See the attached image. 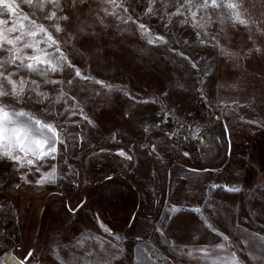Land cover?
I'll list each match as a JSON object with an SVG mask.
<instances>
[{
    "label": "rangeland",
    "instance_id": "rangeland-1",
    "mask_svg": "<svg viewBox=\"0 0 264 264\" xmlns=\"http://www.w3.org/2000/svg\"><path fill=\"white\" fill-rule=\"evenodd\" d=\"M88 2L95 5L100 0ZM128 2L139 17L144 0ZM171 2L174 6L177 0ZM17 4L20 11L15 14L0 5L4 21L0 28H9L16 23L14 16L22 18L23 12H30L25 0ZM239 11L247 25L231 19L223 8L205 28L191 23L162 26L159 15L142 17L150 29L170 34L164 46H147L139 29L125 33L117 31V25L101 31L96 25L98 35L88 44L103 51L94 60L77 55L73 62L85 77L92 75L120 87L105 88L106 96H101L92 91L93 82L82 84L79 92L89 98L64 109L72 112L67 119L76 121L64 123L62 118L58 124L67 147L57 153V159L40 161L43 170L58 165L55 183L35 184L39 173L28 171V166L0 164V264L22 261L33 249L34 255L24 261L30 264L38 257L36 247L68 238L86 226L114 235L105 229L107 225L121 237L131 236L130 216L138 191L158 192L164 188L163 180L176 172L204 176L208 193L215 196L214 191H219L208 211L220 226L239 221L258 232L264 229V124L260 123L264 120V0H241ZM30 15L35 19L38 14ZM185 15L181 12L178 17ZM23 25L29 27L27 19ZM7 35L27 39L19 25ZM40 36L37 32L36 38ZM26 101L33 112L40 107L43 111L35 101L28 97ZM41 118L52 120L53 114ZM18 119L21 124L29 120ZM30 131L38 134L35 128ZM117 148L125 149L131 159L121 156ZM20 171L26 173L27 182ZM113 177L114 185H107L106 178ZM224 184L234 190L226 191ZM109 187L115 191L109 193ZM168 190L166 184L165 193ZM81 200L84 203L76 207ZM152 215L157 218V213Z\"/></svg>",
    "mask_w": 264,
    "mask_h": 264
},
{
    "label": "snow or ice",
    "instance_id": "snow-or-ice-1",
    "mask_svg": "<svg viewBox=\"0 0 264 264\" xmlns=\"http://www.w3.org/2000/svg\"><path fill=\"white\" fill-rule=\"evenodd\" d=\"M25 3L28 4L30 12H23L22 18L28 20L29 27L25 28L23 19L14 16L16 20L14 25L9 28H0V164L11 168L28 166V171L39 173L33 181L35 184L55 183L57 175L60 174L58 165L52 164L47 170H43L40 167V161L47 158L57 159V153L67 147L66 137L58 124L62 118L64 123H76L75 120L67 119L72 115L71 110L65 112L64 109L75 108L77 104L89 98L87 95L80 94L81 85L93 82L90 84L92 91H99L101 96H106L103 91L105 88L120 87L92 75L85 77L82 69L73 62L77 55L94 60L96 54L103 51L102 47L88 44L89 40L95 39L98 35L96 25L100 26L101 31L117 25L119 26L117 31L125 33L130 28L134 32L139 29V33L148 40L147 46L153 44L164 46L165 43H169L170 34L150 29L142 22V17L159 15L164 22L162 26L191 23L199 28H205L216 19L217 11L223 8L229 13L231 19L238 20L244 25L248 23L239 11L241 0H183L182 3L177 0L174 6L171 0H144L143 5L139 7V17L133 14L132 5L128 0H100V3L95 5L88 0H70L67 4L63 0H25ZM0 5L13 14L20 11L17 0H0ZM168 8L173 10L167 11ZM33 12L38 14L35 19L30 15ZM181 12L186 13L184 18L178 17ZM3 23V19H0V24ZM17 25L20 26L21 32H26V40L22 35H7V32ZM37 32L41 33L39 39L36 38ZM57 33L64 39L61 40ZM196 35L199 36L200 33L197 32ZM21 40L25 42L18 44L17 42ZM40 40L44 41L43 48L40 47ZM77 44L80 45L79 48ZM27 47L34 51H26ZM253 47L261 50L258 44L254 43ZM49 48L51 51H46ZM52 53H55V56ZM200 94L204 96L203 89L200 90ZM26 97L41 105L43 111L40 107L33 112ZM220 102L223 103V101ZM48 113L53 114L52 120L41 118ZM80 115H84L83 110ZM20 116H26L29 120L21 124L18 119ZM89 122L92 123L91 120ZM260 123L264 124V120ZM141 124H143L142 121ZM31 128H35L38 134L33 135ZM58 142L61 143L58 144ZM116 152L131 159L129 153L123 148H117ZM184 155L187 156L190 153L185 152ZM19 175L27 182L24 171H20ZM114 182V177L105 180V183L110 186L114 185ZM72 183H76V180L73 179ZM212 187L216 186L212 185ZM222 187L226 191L234 190L228 184ZM114 191V187H109V193ZM207 198L211 199L210 196ZM83 203L84 201L81 200L80 204ZM177 207L173 205V211H176ZM192 213L200 217L199 226L193 229V233L199 235L201 239L204 238L205 232L214 233L213 240L220 242L205 245L178 244L168 237L172 224L165 226L161 222L159 230L164 233L168 248L171 249L169 260L179 253L182 256L198 257L204 264H208L209 261L211 264H264V229L261 232H252L244 229L242 225L239 228L233 225L245 245L247 257L245 259L235 250L240 246L239 242L232 243L231 235H226V232H230L229 229L225 228L221 231L213 219L205 215L198 206L192 209ZM261 215L264 217V208L261 209ZM172 219L175 221L176 217L173 216ZM104 227L108 232L114 233V243L106 245L101 241L100 248L92 250L85 244L82 234L74 241V245L75 248L84 252L83 255H79L72 244L63 246L56 243L50 244L48 251L54 258V264H122L123 260L128 259V254L121 246V236L107 225ZM229 244L232 246L229 247ZM65 249H68V252H65ZM33 255L32 250H29L24 261ZM152 258L158 260L159 264H164L155 246L152 247ZM24 261H21V264H24ZM129 264H149V261L143 255V250H137L134 260H130Z\"/></svg>",
    "mask_w": 264,
    "mask_h": 264
},
{
    "label": "crops",
    "instance_id": "crops-1",
    "mask_svg": "<svg viewBox=\"0 0 264 264\" xmlns=\"http://www.w3.org/2000/svg\"><path fill=\"white\" fill-rule=\"evenodd\" d=\"M192 177L185 173L176 172L170 176L169 179L167 178L165 181L163 180L162 187L164 188H162V190L155 193L154 191L151 193L150 188L145 191H138L137 204L135 210L130 216L131 236L127 238L121 237V246L128 254V259L123 260L122 264L125 262L129 264L130 260H134L137 250H143V255L148 259L149 264H159L158 260L152 258L153 246H155L157 252L161 254V259L164 261V264H198V261L199 264H204V262L200 261L198 257H187L186 255L182 256L179 253L169 260L168 257L171 255V249L168 248V242L165 240L164 233L159 230L161 222H163L165 226L171 223L172 227L169 229L168 237L174 239L176 243L181 245H205L220 242L213 240V237L215 236L214 233L205 232L203 239H201L199 235H195L193 233V229L199 226L198 222L200 217L192 213V209L197 206L205 213V215H208L213 219V222L221 228V231H224L226 227L224 228L220 226L216 217L209 214L208 211V204L215 199V196L219 191H214L216 193L215 196L214 194H209V190L203 184V181L206 180L204 176ZM192 181L197 183H191ZM166 184L167 186H170L171 191L168 190L165 193ZM209 196L211 199L207 198ZM79 205L80 203L77 204L76 207ZM173 205L178 206L176 211H173ZM152 213H157L156 219ZM173 216L176 217L175 221L172 219ZM193 220L197 221L195 222L196 224ZM152 224H155V227H153ZM233 225L235 228H239L242 225L244 229L252 232L258 231L245 226L239 221H233L232 225L227 227L230 232H226V235H231L232 243L239 242L240 246L235 250L246 259L245 245L240 235L236 233ZM82 234L84 235L85 244L92 250H98L100 248L101 241H103L106 245L115 242V235L102 233L91 226H86L80 228L68 238L60 239L59 241H52L40 249L36 247L35 250L38 257H34V260L29 263L54 264V258L52 257L51 252L48 251L49 245L53 243L61 246L65 244H72L73 249L79 255H83L84 252L81 249L75 248L74 245V241L79 239ZM177 236H179V239H177ZM253 243H257V241H253ZM228 246L231 247L232 245L229 244ZM30 250L33 251V249ZM64 251L68 252V249H65ZM22 261H24V258ZM9 264H21V261L14 259L12 262H9ZM24 264H27V262ZM208 264H211V261H209Z\"/></svg>",
    "mask_w": 264,
    "mask_h": 264
}]
</instances>
